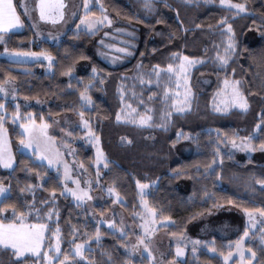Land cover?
<instances>
[{
    "label": "trees",
    "instance_id": "16d2710c",
    "mask_svg": "<svg viewBox=\"0 0 264 264\" xmlns=\"http://www.w3.org/2000/svg\"><path fill=\"white\" fill-rule=\"evenodd\" d=\"M232 1L245 3L247 12L234 16V10L221 6L219 0H154L155 8L151 12L142 8L143 0H99L112 21L135 25L132 54L118 65H110L97 56L93 50L96 34L89 35L84 30L68 29L57 43L38 40L22 14L24 28L4 34L0 52L5 48L44 51L54 57V63L49 69L44 62L17 63L0 56V82L12 77L16 87L15 99L0 97L4 104L3 123L14 156L13 168L0 167V184L7 190L0 198V208L7 209L6 213H0V220H14L12 206H15L17 213L25 212L29 216L28 222L49 224L38 256L17 257L12 249L0 246V264H43V253L52 245V232L57 225L61 251L56 261L68 252L71 260L68 264L72 261L75 264H151L147 256H134L125 249V235L121 237L104 225H100V240L95 239L97 224L69 195L60 194L63 187L60 175L45 163L37 162L33 155L18 150L21 132L12 121L17 111L21 115L32 113L38 123L41 116L50 121L63 114L77 117L83 112L104 154V167L98 168L101 181L115 189L126 214L138 208L137 181L152 183L145 198L155 210L157 220L170 218L171 222L164 225L169 234L182 233L200 216L220 208L227 212L264 208V187L257 183L264 179V150L259 148L264 141V0ZM18 2L14 0L20 12ZM99 4L92 0L87 12L101 13ZM225 17L233 27L237 48L229 63L221 66L216 53L223 46L224 27L222 24L218 27L217 22ZM177 52L200 58L203 63L190 71V110L169 112L170 118L165 120L168 110L162 100L161 84L140 85L136 77L149 74L157 65L165 69L175 62L171 54ZM69 67L71 77L62 74ZM93 67L98 73L95 77ZM225 78L240 82L238 86L248 102L246 110L218 113L212 109L214 93ZM90 80L92 87L87 91L92 103L84 106L80 92ZM120 87L126 92L125 98L138 109L146 110L145 105L151 108V125L142 127L116 120L121 108ZM34 100L45 104L40 106ZM242 137H251L256 150L250 154L228 150L233 138ZM217 148L219 155H216ZM75 157L85 171L93 172L95 158L91 147L76 143ZM213 161L215 171L206 172L205 168ZM217 172L221 175L217 176ZM28 185L33 186L31 191L27 190ZM53 187L56 188L55 203L42 206L40 201L52 199L47 190ZM228 199L233 203L228 204ZM33 200L32 207L39 209L41 217L49 209L56 210L50 220L37 219V213L29 208ZM106 203L97 208L108 209ZM73 229L77 231L74 233ZM239 233L240 229L235 226L223 234L209 235L211 241L206 245L213 252L206 247L198 248L196 255L188 254L181 264H224L223 257L229 251L226 244ZM81 242H86L88 248L83 257H77L72 249ZM244 245L255 252V264H264V246L256 232L250 233Z\"/></svg>",
    "mask_w": 264,
    "mask_h": 264
},
{
    "label": "rangeland",
    "instance_id": "374dc122",
    "mask_svg": "<svg viewBox=\"0 0 264 264\" xmlns=\"http://www.w3.org/2000/svg\"><path fill=\"white\" fill-rule=\"evenodd\" d=\"M32 1L33 0H28L30 7H32L33 5ZM190 1H196V0H190ZM203 1H211V0H203ZM20 3L21 0H19L18 2V7ZM232 3L235 2L232 1ZM91 5H92V0H89V8L91 7ZM67 6L68 7H66L65 9L66 13L63 20L57 21L56 23H53L51 21L45 22L39 20V12L38 14L36 12V16H35L33 13V11L35 10L32 8L33 9L32 19H29V22L34 30L36 39L38 40L44 39L51 43H57L61 38V36L68 29L72 28L74 30H77V26L80 25V30L86 31L87 24L81 22L80 19L81 16H85L86 20L91 22L94 21L96 17L102 15V13L90 14L88 12H85L84 0H69V4ZM225 7L227 6L225 5ZM20 9L22 12H24L22 8ZM104 14L108 15L107 13ZM34 23L36 24V27H33ZM134 28L135 25L130 24L126 21H113L111 25L105 22L103 25L99 26L97 30L94 32L96 35L94 38L93 50L95 51L98 57H100L102 60H104L110 65H118L124 62L126 56L132 54L131 49L132 46L134 45L132 39L136 37V32L134 31ZM223 31H224V41H223V46L219 50L220 55L225 54L224 49L228 44V33L226 32V30H224V28ZM105 33H108V35L105 36ZM50 34L52 38H49ZM109 45H112L114 47H109ZM121 48H127L128 53H121L119 51V49ZM8 50H9L8 53H5V49H3V51L0 52V56L8 61L17 62L11 57L12 50L11 49ZM23 52L39 53L41 51H23ZM231 54L232 53L229 54V57L231 56ZM31 62H44L47 66L49 64V61L44 59L43 57L40 58L29 57L26 59V61L17 62V63H31ZM218 63L219 65H221L219 61ZM172 64L177 67V70H179L178 68L180 64L179 56L175 58V62ZM196 65H192L188 69V73L186 77L183 75L180 77L179 83L177 82L176 74L169 73L167 67L165 69L155 68L149 74L141 73L136 77V79L140 85L143 83L149 85L150 84L156 85L158 83L161 84V86L163 87L162 100L165 103V109L168 110L167 112H165V114H169V112L179 113L177 111L178 108H185V111H188L191 107V101H192V90L189 84V76L191 69ZM149 81H151V83H149ZM222 86L223 85L221 83V87L214 93V96L211 101L212 109L215 112H218L216 110L217 105H221L224 99L222 95L218 94ZM119 94L121 99V108L117 112V115L119 114L120 119H117V115H116L117 121L134 124L142 127L151 125L152 115L150 111L152 110L150 107L145 105L144 109L146 110L138 109V106H134L129 100L125 98L126 92L122 87H120L119 89ZM133 94L134 93L132 92L131 95ZM0 97L5 99H15L16 87L13 80H11V82L6 85L5 92H0ZM186 98L188 100L187 106H185V104L183 103V101ZM174 101L176 102L175 105H174ZM34 103H37L40 106L45 104V102L39 100H34ZM139 103H140L139 105H142L141 100H139ZM231 109L241 110L235 107L229 108V110ZM0 110L2 111V109ZM227 112H223V113H227ZM4 114L5 113L0 115V117H3V122H4ZM30 114H31V119H33L32 113ZM15 115L16 114L12 116V121L14 122L15 125L18 126L19 131L22 133L23 130L21 129L20 125L26 122L27 117H25V114L21 115V113L19 112L20 118L14 120L13 118ZM141 117H150V119L148 120L147 124L141 125L138 123ZM80 120H81L80 115L76 117L72 115L63 114L56 118L50 119V121H46V120L45 121L49 125L48 135L55 138V142H56L55 147L59 150L61 154L59 159V175L63 176L64 164L66 163L70 169L69 171L70 177L72 179L78 180L80 182V187L89 188L90 186L89 195L92 197V199L85 200L81 204V206L85 209L87 215L92 221H94L97 224L98 221L112 220L114 222L116 229H120V228L124 229V235L127 238V242H130L131 244H135L138 238L144 237V229L149 228L151 230V236H147L144 238L149 245V250L151 251L152 256L155 260V264H181V262L188 254L194 256L196 255L198 248H202V247H206L208 248L209 252H213V250L206 245L207 242L211 241L208 236L211 234H223L225 230H228L230 228L232 230L235 228V226L236 228L240 229V233L237 235L235 239L229 241L226 244V247L229 250L227 254L231 251L232 255L229 257L228 261H225L223 257V263L230 264L231 261L235 259L236 260L235 264H240L241 255L233 250L236 248V242L240 239L241 236L244 235L245 229L247 228L248 234L241 241V244L243 246V252H244L243 259L245 261V264H251L254 257L251 255V253L248 252L249 248L245 247L244 241L249 237L251 232H256L258 240L264 246V222H262L264 221V217H261L257 213L255 216V221L253 223V222H249L248 217L243 212V210L240 211L234 210L233 212H227L226 211L227 209L220 208L216 211H212L210 213L200 216L190 225L188 229H186L182 233L169 234L166 231L164 225L170 223L171 222L170 219L157 220L155 214L153 215L151 213H147V209H152V208L148 206L145 195L148 192L149 186L152 185V183H141L148 185V187L143 190V196L141 195V190L137 187L138 199H139L138 208L132 214H126L120 205L121 198L119 196L117 197L116 192L112 195H109V192L107 190L112 187L106 185L103 181H101V172L98 171V168L104 167L105 159H104V154L100 148L98 137L95 135L91 140L87 139L85 134L88 132V129L84 128L81 125ZM133 121H137V122L134 123ZM36 123L39 124L38 122ZM4 128L6 129L5 126ZM69 132L71 133V136L68 135ZM5 135L7 141L10 144V138L8 136L7 129ZM236 141L237 143H239L240 138L236 139ZM80 142L88 147H91V149L94 152L95 159L93 162L94 164H93L92 173L85 171V169L81 167V164L75 157V144ZM229 149L231 151H241L246 154H250L252 152V151H245V150L232 148L231 143L228 145V150ZM18 150L32 155L31 151L23 148V146H21L19 142H18ZM98 150L102 153V159L99 161V163H97ZM43 163H45L48 167L52 168L57 172V168L54 166H49L47 160H45ZM0 167L4 168L2 166ZM97 172H99V176H97ZM97 180H99V183H97ZM85 182H90V185ZM68 187L76 188L77 185L69 182ZM6 192L7 190L5 188V191L3 193H0V198L3 195H5ZM68 195L72 198L73 201H75V198H73L71 194ZM114 200H118L119 202L113 203ZM104 202H107L106 204H109L108 209H103V210L98 209L97 206L104 204ZM145 204L147 205V208H145ZM234 221L237 224L234 225ZM25 223L34 224L33 222H28L27 220H25ZM101 225H104L108 229L113 230L109 228L107 223H102ZM46 231L47 229L45 230V233ZM114 231L120 233L118 230H114ZM53 232H52L53 243L43 253V257L45 261L43 264H52L51 258L57 255L59 256V254L55 252V245L57 243V238L53 236ZM195 241H200V243L196 244ZM43 244L44 241L40 246L39 252L36 253L24 252L21 256H17V255L16 256L22 257L23 255L26 254L38 256L42 251ZM84 244L85 247L83 249V252L86 248H88V244L86 242ZM229 244H231V249L229 248ZM177 247L183 249L184 254L182 256H177L176 254ZM6 248H10V247H6ZM193 248H195V252H193ZM49 250L52 251V254L48 253ZM46 252L48 253V256L50 258L47 261L45 260ZM130 252L134 256L145 255L148 257V250H145L143 248V245L140 246L139 250L130 251ZM72 253H74V247L72 249ZM77 257H83V256H77ZM61 260H64V258ZM61 260L56 261V264H60ZM150 262L152 264V261ZM68 263H71L70 259L68 261H65V264Z\"/></svg>",
    "mask_w": 264,
    "mask_h": 264
},
{
    "label": "snow or ice",
    "instance_id": "6c2138e0",
    "mask_svg": "<svg viewBox=\"0 0 264 264\" xmlns=\"http://www.w3.org/2000/svg\"><path fill=\"white\" fill-rule=\"evenodd\" d=\"M190 2V0H189ZM97 3L99 4V0H97ZM221 6H227L229 10H234L233 15H237L242 12H247V7L245 3H232V0H220ZM20 8L24 10L23 14L29 19H32V7L29 6L28 0H21V3L19 5ZM34 8L38 10L39 12V20L41 21H51L53 23H56L57 21H61L64 18L65 15V9L66 5L64 3V0H36ZM84 8L85 12H87L89 8V0H84ZM99 8L101 10L102 15L99 17H96L94 21H88L86 20L85 16H81V22L87 24L86 34H93L97 28L101 25H103L105 22H107L109 25L113 23V21L109 18L108 15L104 14L106 13V9L104 8L103 4H99ZM142 8L145 10V12H151L155 8V2L154 0H143ZM223 25L224 30L228 33V44L226 48L224 49L225 54L220 55L219 51L217 52L216 59L220 62L221 65H227L229 63V54L234 52L237 48L236 42H235V33L233 30V27L231 24L228 23V19L225 17L221 21L217 22V26ZM23 25V20L21 19V14L17 11V5L14 3V0H0V41L4 40V34L9 32L10 30L16 29ZM33 27H36V24H33ZM199 27V25H197ZM80 30V25L77 26V31ZM108 33H105V36H107ZM131 35V34H130ZM49 38L51 37V34L49 35ZM130 43V42H129ZM109 47H114L112 45H109ZM8 49L5 48V53H8ZM121 53H128L127 48H121L119 49ZM155 51V50H154ZM172 58H176L179 56L180 58V64L178 66L179 70H177V67L173 64H169L167 66V70L169 73H175L177 76V82L179 83L180 77L187 76L188 69L192 65L203 63V61L199 58L195 57H188L183 55L180 52L172 53ZM12 59L16 60L17 62H24L29 57H35L40 58L43 57L44 59L49 61L48 68H52V64L54 63V58L51 54L46 52H23L18 50H12L11 52ZM156 68H159V65L156 66ZM63 75H68L71 77L72 75V68L69 67L67 70L62 73ZM92 75L95 77L98 75L97 69L95 67L92 68ZM11 79H14L12 77L7 78L5 81L0 82V92L6 91V85L11 82ZM79 82V81H78ZM102 82V81H101ZM151 83V81H149ZM239 81L230 80L225 78L222 82V88L219 90V95L223 96V101L221 105H217L216 110L218 112H227L229 108H239L241 110H246L248 108V102L245 95L240 91L239 88ZM71 87V85H70ZM92 87V81L90 80L87 85H85L84 90L80 92V101L81 104L84 106L90 105L92 103V98L90 95H88V89ZM167 92V90H166ZM15 94V93H13ZM174 101V105H175ZM185 106L188 104L187 98L183 101ZM4 107V104L2 101H0V109ZM17 109H19V105H17ZM190 110V109H189ZM177 111L179 113H183L185 111V108H178ZM80 115V123L84 128L88 129V132L85 134L86 138L91 140L95 133L92 132L89 120L84 119L83 112L79 113ZM171 113L164 114V119L168 120L170 118ZM25 117H27L26 122L21 124L20 127L23 130L21 133L20 138V145L23 146V148L30 150L32 155L37 158V162L43 163L45 160H47V163L49 166H54L57 168V173L59 174V159H60V152L55 147V138L48 135V123L44 120V117L41 116V122L37 124L35 120L31 119V114L26 113ZM19 111H17L16 115L14 116L15 119H19ZM117 119H120L119 114L117 115ZM150 117H141L138 121L139 124L144 125L148 123V120ZM134 123L137 121H133ZM165 125H161V127H164ZM6 129L4 128L3 124V117H0V166L9 169L14 167V157L11 152L10 144L6 139ZM69 136H71V133H68ZM179 135V134H178ZM219 135V132L217 133ZM194 139V138H193ZM223 142V141H221ZM231 147L235 149L245 150V151H255L256 145L252 143L251 137H242L240 138V142L237 143L236 139L233 138L231 141ZM259 148L261 150H264V141H261L259 144ZM219 148L216 149V155H219ZM102 159V153L98 150L97 152V163ZM222 163V161H221ZM107 165H105L106 167ZM83 167V165H81ZM215 161L213 163L209 164L206 168V172H212L215 171ZM31 171V170H29ZM69 166L65 163L64 164V174L63 176H60V182L63 183V187L61 188V195L67 196L68 194H71L73 198H75V201L77 205H81L85 200H91L92 197L89 195L90 192V186L89 188H82L80 187V182L78 180L72 179L69 175ZM217 176H220L221 173L217 172ZM40 174L37 173V177L39 178ZM97 176H99V172H97ZM71 182L73 184H76V188H69L68 183ZM90 185V182H85ZM97 183H99V180H97ZM257 183L261 185V187H264V179L258 180ZM43 187V185H40ZM137 187L141 190V195L143 196V190L148 187L146 184H141L140 181H137ZM33 188L32 185L27 186V190L31 191ZM24 189H22L23 191ZM5 191V188L2 184H0V193H3ZM49 192V195L52 197L50 200H42L40 201L42 206H47L49 203H55V196H56V188L53 187L51 189L47 190ZM109 192V195H112L115 193L114 188H109L107 190ZM118 197V193H116ZM119 202L118 200H114L113 203ZM35 203V201L29 202V208L32 211H35L37 213V219H43L44 217H47L49 220L51 219V215L55 209H49L47 213H44V217H41L39 215V209H35L32 207V205ZM228 204H232L233 201L231 199H228ZM219 207V205H217ZM145 208H147V205L145 204ZM6 208H0V213H6ZM12 212L14 214V220H10L7 223L4 222V220H0V246L10 247L13 251H15L17 256H21L24 252H39L40 246L44 241L45 236V230L49 227V224L47 223H25V220L29 219V216L25 212H19L17 213L15 206H12ZM243 212L247 215L249 222L255 221V216L258 213L261 217H264V208H256V209H250V208H244ZM147 213L155 214L154 209H147ZM103 215V214H101ZM19 220V223L14 222L15 220ZM57 219H58V213H57ZM170 218L165 217V220H169ZM264 222V221H262ZM102 223H107L109 228L113 230H118L120 232L121 237L124 236V229H116L114 222L112 220H102L98 221L97 223V229L95 233V239L97 241L100 240L101 233H100V225ZM77 230L73 229V232L75 233ZM59 233L60 228L59 225H57V228L53 232V236L57 238V243L55 245V252L57 254L60 253L61 248L59 244ZM248 231L247 228L245 229L244 235L240 237V239L236 242V248L233 250L241 255V261L240 264H245V261L243 259V246L241 244V241L244 239L245 236H247ZM151 236V230L149 228L144 229V237ZM144 237H140L137 239L135 244H131L130 242H125L124 247L126 250L129 251H137L139 250L140 246L143 245V248L145 250H148V258L150 261H152V264H155V260L152 256L151 251L149 250V245L146 242ZM196 244H199L200 241H195ZM85 247L84 242L76 243L74 245V254L76 256H83V249ZM229 248L231 249V244H229ZM193 252H195V248H193ZM248 252L251 253V255L254 257L256 254L255 252H252L251 249H248ZM177 256H182L184 254L183 249L180 247H177L176 249ZM232 255V252L230 251L228 254L224 255L225 261H228L229 257ZM58 255L51 258L52 264H56V260L58 259ZM48 253H45V260H49ZM70 259L68 252H65L64 254V260L60 261V264H65V261H68ZM72 264H75V261H72ZM251 264H255V261L253 260Z\"/></svg>",
    "mask_w": 264,
    "mask_h": 264
},
{
    "label": "crops",
    "instance_id": "0c3cea01",
    "mask_svg": "<svg viewBox=\"0 0 264 264\" xmlns=\"http://www.w3.org/2000/svg\"><path fill=\"white\" fill-rule=\"evenodd\" d=\"M35 2H36V0H33L32 1V8L35 10V11H33V13H34V15L36 16V12H37V14H38V11H36V9L34 8V5H35ZM64 3H65V5H66V7H68L67 5L69 4V0H64ZM17 11L19 12V10H18V8H17ZM21 15L23 14V12L22 11H20L19 12ZM66 13V12H65ZM23 16H24V14H23ZM65 16V15H64ZM26 17V16H25ZM27 18V17H26ZM21 19H22V17H21ZM28 20H29V18H27ZM45 22H48V21H45ZM24 28V22H23V25L22 26H20V27H18V28H16V29H13V30H10L9 32H12V31H20V30H22Z\"/></svg>",
    "mask_w": 264,
    "mask_h": 264
}]
</instances>
